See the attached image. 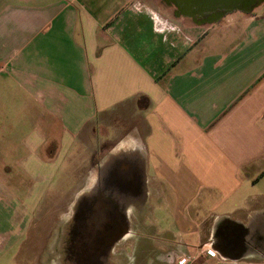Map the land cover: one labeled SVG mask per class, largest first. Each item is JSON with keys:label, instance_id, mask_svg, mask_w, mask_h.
Masks as SVG:
<instances>
[{"label": "crops", "instance_id": "1", "mask_svg": "<svg viewBox=\"0 0 264 264\" xmlns=\"http://www.w3.org/2000/svg\"><path fill=\"white\" fill-rule=\"evenodd\" d=\"M141 1L0 0V264H53L36 213L82 148L140 177L144 224L171 214L174 232L150 225L169 264L238 260L215 243L263 207L264 7L198 20Z\"/></svg>", "mask_w": 264, "mask_h": 264}, {"label": "flooded vegetation", "instance_id": "2", "mask_svg": "<svg viewBox=\"0 0 264 264\" xmlns=\"http://www.w3.org/2000/svg\"><path fill=\"white\" fill-rule=\"evenodd\" d=\"M162 2L172 5L166 0ZM114 160L100 167L96 184L82 191L72 206L71 214L55 222L56 226L50 234L53 237L46 247L51 263L114 264L118 260L116 254L124 256L123 247L129 249L127 242L135 233L126 210L133 209L131 206L135 202L144 200V192L140 177L126 168L123 157ZM149 238L147 233L140 235L138 251L141 252V242ZM250 238H255L253 245ZM215 246L230 259H241L248 250L264 256V236L259 232L255 236L240 223L222 224ZM153 252L158 253L155 258L159 260V252L156 249ZM166 258L172 261L173 253Z\"/></svg>", "mask_w": 264, "mask_h": 264}, {"label": "rangeland", "instance_id": "3", "mask_svg": "<svg viewBox=\"0 0 264 264\" xmlns=\"http://www.w3.org/2000/svg\"><path fill=\"white\" fill-rule=\"evenodd\" d=\"M141 4L142 6L144 5L150 8H156L157 10L160 11L165 10L164 8H166L162 0H145V1H141ZM260 7H264V2L261 3L260 6H258V8ZM123 135L124 134L122 133L121 136ZM101 136L103 137V135ZM92 146H94V144ZM92 149L96 151L95 147L94 148L92 147ZM80 151L82 152L81 153L82 157L80 156V158L76 157V159L68 160L64 164L62 170L58 173L56 179L53 181L52 184H50L49 190L45 194L42 204L38 206L36 214L39 215V218H41V216H46V219L44 221L47 222L52 219V222H54L52 223L53 225H49V227L47 228L46 225H43L45 227L43 231H46L47 233L50 234L52 233V231L56 226L55 222H58L59 219L62 218V216L71 214L72 206L74 205V202L77 200V198L82 194V191L84 190L87 191L90 188L94 187V185L96 184V180H97L96 174H98L99 170L101 169L98 166V161L96 160V156H94V159H91L89 153L90 150L86 151V149L82 148ZM109 160L111 159H109L108 156H106L105 159H102L103 164L101 163L102 164L101 167L105 166V164ZM18 175H19L18 176L19 180L23 179L25 181L20 186L21 191H19L18 193V199L23 201L26 199V195L29 193L28 189L31 182L27 176L22 174V171L21 172L18 171ZM249 185H250L249 192L252 195H256L253 202L261 203V206L263 207L257 210L256 212H254L250 218H248L247 212H241L239 216L233 219V222H238L237 220L239 219L245 220L246 224L250 226L248 228L251 229L253 233H255V236H257L258 232L264 236V176L259 175L258 177H256V180L249 182ZM242 195H244V193H240L238 196H242ZM25 203H27V201H25ZM135 203L136 204L133 203L134 205L131 206L133 209L129 208L126 210L127 216L130 217L132 230L135 233L134 234L135 236L127 242V244L130 245L128 250H125L126 249L125 246L123 247V253H125L126 255L124 254V256H121L118 253L116 254L118 260L114 262V264H137V263L150 264V261H153L151 262V264H169V261L167 260L166 256L169 255L170 253L166 255L163 254V252L160 251L159 249H156L157 244L161 243L160 239L162 238L161 235L159 236L156 234L155 229L150 225L151 223H153L154 226L160 227V229L162 230L165 228L174 232L175 223L171 218V214L166 215L165 212H162L157 209L155 211V215H152L151 219L149 218L147 221L150 222L147 223L149 225V229H148V225L144 224V217H145L144 215H148L149 211L148 209H144V207L142 206L143 200L139 203L137 202ZM204 203H213V202L207 201ZM236 203L240 204L243 202L241 198H239L236 201L230 200L228 201L226 206L218 208L215 212L217 213L228 212L226 211V208H228L229 206L228 210L230 211L232 208V206L230 207V205L235 206ZM146 233L147 236L150 238L148 240H143L141 242V247H140L141 252L143 253V255L145 254L144 257H142L143 255L141 254L140 251H138L140 250L138 248V244L141 241L140 235L143 236V234L145 235ZM51 237H53V235H49L47 239L49 240L51 239ZM254 239L255 238L253 239L250 238L252 245ZM155 249L160 254L159 260L155 258L156 255L158 254L153 252L155 251ZM118 252L120 251L118 250ZM245 254L247 256L241 259H238L236 261L229 260L226 262V261H220L218 257H216L213 253L209 252L210 259L207 261L206 264H264L263 255H257V253L252 252V250H248ZM175 256L176 255L174 253L173 260L176 259L177 256L176 257Z\"/></svg>", "mask_w": 264, "mask_h": 264}, {"label": "water", "instance_id": "4", "mask_svg": "<svg viewBox=\"0 0 264 264\" xmlns=\"http://www.w3.org/2000/svg\"><path fill=\"white\" fill-rule=\"evenodd\" d=\"M186 17L216 20L230 11H252L264 0H166Z\"/></svg>", "mask_w": 264, "mask_h": 264}, {"label": "built area", "instance_id": "5", "mask_svg": "<svg viewBox=\"0 0 264 264\" xmlns=\"http://www.w3.org/2000/svg\"><path fill=\"white\" fill-rule=\"evenodd\" d=\"M211 253H213V252H211ZM214 255L216 256V253ZM187 263H188L187 259H182L179 264H187Z\"/></svg>", "mask_w": 264, "mask_h": 264}]
</instances>
